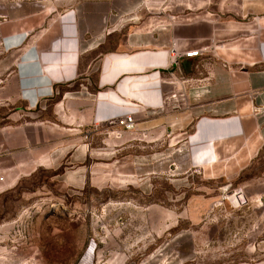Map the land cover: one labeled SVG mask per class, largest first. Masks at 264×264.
<instances>
[{"label": "crops", "instance_id": "0c3cea01", "mask_svg": "<svg viewBox=\"0 0 264 264\" xmlns=\"http://www.w3.org/2000/svg\"><path fill=\"white\" fill-rule=\"evenodd\" d=\"M105 24L90 7L58 10L43 0L0 9V190L39 171L67 189L104 186L109 164L88 168L87 136H115L121 126L112 121L130 113L144 188L155 164L169 166L170 149L153 153L155 142L176 150L187 139L189 171L206 181L236 178L251 165L264 147V0H239L229 15L187 10L170 23ZM172 43L204 53L168 68ZM170 72L188 81L180 111L161 109L160 79ZM90 263L88 253L79 262Z\"/></svg>", "mask_w": 264, "mask_h": 264}, {"label": "rangeland", "instance_id": "374dc122", "mask_svg": "<svg viewBox=\"0 0 264 264\" xmlns=\"http://www.w3.org/2000/svg\"><path fill=\"white\" fill-rule=\"evenodd\" d=\"M43 1L58 10L90 7L106 26L117 28L170 23L187 10L229 15L239 5V0ZM105 136V141L103 134L88 137L93 155L87 162L90 170L99 161L109 164L104 186L94 181L67 189L49 171H39L0 190V264H79L87 253L90 264H264V147L239 176L221 181L174 166L173 155L164 172L154 165L144 188L133 165L139 150L130 133L121 127ZM151 145L153 153L176 148ZM114 161L116 167L110 165Z\"/></svg>", "mask_w": 264, "mask_h": 264}, {"label": "built area", "instance_id": "2783aa9c", "mask_svg": "<svg viewBox=\"0 0 264 264\" xmlns=\"http://www.w3.org/2000/svg\"><path fill=\"white\" fill-rule=\"evenodd\" d=\"M25 0H15L13 2H9L6 5L0 6V9L10 11L12 9H17L23 7ZM40 6L48 9L50 12L52 8H47L45 5L40 4ZM5 19L8 18V14L3 16ZM204 53L203 51H196V52H188L182 53L179 52L176 48L175 43L168 49L169 55V64L168 68H179L181 60L185 57H192L198 54ZM161 84L164 88L165 95L163 99V103L161 105V109H165L168 103H172L174 110L180 111L188 107V94H187V79L184 77L183 74L170 72L168 77H162L160 79ZM119 126H121L127 132H133L136 130L137 126V119L134 113H130L122 118H119L116 121ZM88 138V136H87ZM184 144L181 148H177L173 152H169L166 155L167 162H171V157L175 155L176 159L178 160L177 163H173L174 166H178V168L188 167L189 166V158H190V145L187 142V139L184 138ZM2 179V178H0Z\"/></svg>", "mask_w": 264, "mask_h": 264}, {"label": "bare ground", "instance_id": "6f19581e", "mask_svg": "<svg viewBox=\"0 0 264 264\" xmlns=\"http://www.w3.org/2000/svg\"><path fill=\"white\" fill-rule=\"evenodd\" d=\"M234 198H237V199H239L238 197H234Z\"/></svg>", "mask_w": 264, "mask_h": 264}]
</instances>
